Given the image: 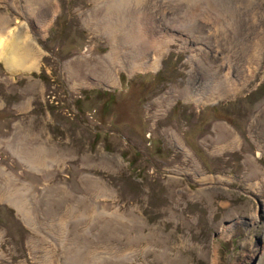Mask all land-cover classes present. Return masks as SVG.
<instances>
[{
    "label": "rangeland",
    "instance_id": "1",
    "mask_svg": "<svg viewBox=\"0 0 264 264\" xmlns=\"http://www.w3.org/2000/svg\"><path fill=\"white\" fill-rule=\"evenodd\" d=\"M42 1L0 0V14L26 22L32 11L49 25L28 22L38 69L0 61V264H264V54L228 97L186 96L211 71L243 66L244 9L215 1L206 21L209 0L200 11L145 0L115 15L110 0ZM141 33L143 43L129 38ZM152 40L158 67L131 68ZM18 144L57 159L32 166ZM8 178L25 192L23 211L3 197Z\"/></svg>",
    "mask_w": 264,
    "mask_h": 264
},
{
    "label": "bare ground",
    "instance_id": "2",
    "mask_svg": "<svg viewBox=\"0 0 264 264\" xmlns=\"http://www.w3.org/2000/svg\"><path fill=\"white\" fill-rule=\"evenodd\" d=\"M115 1L118 3L115 4ZM144 1L145 0H110V2H107L106 4L107 5L106 14L115 15V9H117L119 13L123 12L124 14H127L129 12V8L131 7L130 6L131 4H134V6L135 5L139 6L142 5ZM184 1L192 4L195 3L196 8L200 11L199 9L200 6L198 4L200 0H184ZM215 1L221 2V0H209L211 6L209 5L208 8L205 7L202 9L204 10L203 14H206L203 17L206 21L213 19V14H211L210 12L211 10L215 9V7L213 6V2ZM28 3L29 4L31 3L30 0H28ZM38 4L40 3H37V5ZM221 4L223 6L222 10L224 9V11H227L229 9L226 6L227 2L225 0L224 2H221ZM234 4H235L234 7L235 9L233 8V10L238 11V12L233 11L234 13H241L242 10L244 9L243 11L245 12L246 15L245 24L248 28L246 39L242 43L243 66L241 68L234 67L232 63H227L226 64L227 67H225L224 71L220 72L219 70H217L218 76L214 75L216 71H211L212 75L210 76V79L201 80L199 82L198 87L195 90H192L191 86L188 87L186 96L190 98H194L198 102H206V103L214 102L219 98H221L222 96L225 97V95L226 96L228 94L231 95L232 92L239 91L240 87L248 85L250 81L256 78L258 70L260 68L261 60L263 59L262 57L264 54V27L260 15V10L258 7V0H235ZM30 12H31L30 15L34 14L32 13V11ZM187 18H189L192 22L190 25L185 24L186 29L192 31L195 34V31H198L201 28L200 24L197 22L198 18L194 16L192 12L190 14V17L188 15ZM5 25L6 23H0V61L4 62V64L12 71H17L19 69H23V70L32 69L35 66L36 55H37L36 53H34L35 50L34 45H32L30 42L24 41L19 34H15V33L11 34L13 30L7 31ZM221 30L222 29L220 25L217 26L216 24L215 35L218 32L220 33ZM137 36H139L138 38L141 39L145 38V35L143 33L139 35L134 34V36H130L129 38L132 39L135 44L136 42H140V41L141 43L145 42L144 40L137 39ZM190 42H193V37L191 36L186 37L184 44L187 45L190 44ZM160 46L161 45L157 43V40L155 41L152 40L149 46L145 45L144 49L149 50L151 48L150 51H152L153 49L149 60L144 61V65L132 64L131 68L133 69L144 68V67L145 69L157 68L160 62L159 54L163 50ZM194 58L195 56H193V59ZM197 59L198 62L201 65H203V68L205 70L212 69L213 66L208 64L205 65L202 59L200 58ZM236 141L237 138L236 139L234 138V143ZM17 147L18 148H15L14 150L17 151V153H19L20 155H22L23 158L32 166L41 165L45 169L46 168L48 169L50 162L52 161L53 163L54 161H56L55 159H53L54 156H51L52 154L49 155V153H46L45 148L43 147H40V150L37 152H35V150L34 151L28 150L23 146L20 147L19 144ZM209 179H211V176L209 177L207 176L203 178V180H209ZM7 182H8L7 186L12 187V189L9 187L5 188V190H3V197L17 204L16 201L21 199L23 197V194L25 195V192L21 191V188L19 187L17 182L15 183L17 184V186L16 187L14 186L15 180L13 178H8ZM97 191L101 193L100 189H97ZM18 205H19L18 208L23 211L24 204L20 202L19 204H17V206ZM75 207L74 209L72 208V213L77 214V217H82L83 216L82 211L79 210V212L76 213ZM95 214L96 213H94V216ZM149 243H151V241H149ZM130 248L131 247H127L121 250L120 251L121 256H130L132 253L131 250H129ZM133 250L135 251L137 250V248L133 247ZM144 250H147V248H144ZM217 262L218 260H216V263Z\"/></svg>",
    "mask_w": 264,
    "mask_h": 264
},
{
    "label": "crops",
    "instance_id": "3",
    "mask_svg": "<svg viewBox=\"0 0 264 264\" xmlns=\"http://www.w3.org/2000/svg\"><path fill=\"white\" fill-rule=\"evenodd\" d=\"M24 20L26 22H23L22 19H20L19 16H13V15H8V14H4V15L0 14V23H6L5 27L7 28V31L8 30L9 31L13 30L12 33L10 32L11 34H13V33L19 34L22 37V39L24 41H26V42L27 41L31 42V37H28V36L31 35V30H32L31 26L32 25H29L28 22L33 21L34 24H37L36 26L38 28H45L48 25V23H47V25H45V23H44V22H46L45 19H43L42 21L41 20L39 21V18H37L35 15H30L29 14V15L26 16V18ZM40 23H44V24H40ZM36 51L39 53L38 50H36ZM38 53H37L36 61H37V59L40 56V54H38ZM38 68H39V65H37V66L35 65L30 71H32L33 69H38ZM30 71H27V72H24V73H29ZM19 72H21V71H19ZM29 102H31V100L26 101V103L21 106L22 109H26L29 106ZM41 147L45 148V151L48 150V148L45 147V146H41ZM49 155H51V154H49ZM51 156H54V155L52 154ZM54 157H53V159L56 160V158H54Z\"/></svg>",
    "mask_w": 264,
    "mask_h": 264
}]
</instances>
